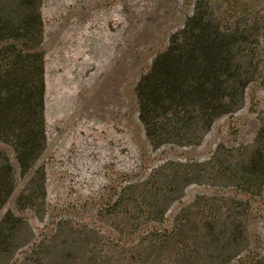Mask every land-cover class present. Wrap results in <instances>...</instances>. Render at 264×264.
Wrapping results in <instances>:
<instances>
[{
  "label": "rangeland",
  "instance_id": "1",
  "mask_svg": "<svg viewBox=\"0 0 264 264\" xmlns=\"http://www.w3.org/2000/svg\"><path fill=\"white\" fill-rule=\"evenodd\" d=\"M192 4L41 1L45 198L21 216L52 264H216L202 251L206 221L235 216L261 232L264 199L241 208L236 180L264 128V69L242 107L189 146L153 149L138 117L136 84ZM22 188L18 178L0 218L20 214Z\"/></svg>",
  "mask_w": 264,
  "mask_h": 264
},
{
  "label": "trees",
  "instance_id": "2",
  "mask_svg": "<svg viewBox=\"0 0 264 264\" xmlns=\"http://www.w3.org/2000/svg\"><path fill=\"white\" fill-rule=\"evenodd\" d=\"M41 1L0 0V213L18 178L23 180L15 198L20 214L8 209L0 218V264L53 261L21 216L45 198L44 171L36 167L47 142ZM192 5L182 28L169 36L135 87L138 117L153 149L199 141L218 118L242 107L264 69L262 1L193 0ZM237 174L246 197L241 208L256 195L264 199V128ZM205 229L202 251L210 262L264 264V225L255 239L235 216L210 219Z\"/></svg>",
  "mask_w": 264,
  "mask_h": 264
}]
</instances>
